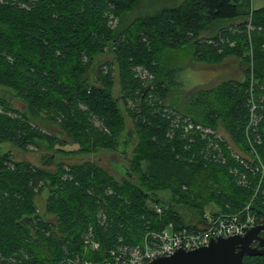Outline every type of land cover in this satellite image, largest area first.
I'll return each instance as SVG.
<instances>
[{"label": "trees", "instance_id": "trees-1", "mask_svg": "<svg viewBox=\"0 0 264 264\" xmlns=\"http://www.w3.org/2000/svg\"><path fill=\"white\" fill-rule=\"evenodd\" d=\"M142 1L0 0V84L16 89L27 107L0 98V143L50 149L58 139L46 132L53 124L77 147L72 152L130 155L120 177L91 161L52 172L0 156V264L102 262L171 223L196 227L206 214H237L248 205L264 225V187L257 192L248 164L230 158L226 142L219 152L214 140L175 123L223 122L236 143L247 145L251 71L264 91V7L184 0L132 17ZM226 58L247 64L242 81L178 91L175 99L171 89L182 71L199 59L215 65ZM136 67L148 69L152 81L138 78ZM252 128L264 144V111ZM52 158L45 161L55 164ZM47 185L54 222L37 220L34 206ZM90 240L98 250H86ZM244 264H264V257L246 256Z\"/></svg>", "mask_w": 264, "mask_h": 264}, {"label": "rangeland", "instance_id": "rangeland-1", "mask_svg": "<svg viewBox=\"0 0 264 264\" xmlns=\"http://www.w3.org/2000/svg\"><path fill=\"white\" fill-rule=\"evenodd\" d=\"M184 0H143L140 2L137 10L135 11L134 16L138 15H150L154 14L157 11L163 9V8H170V7H177L179 6ZM264 7V0H252V9L258 10L260 8ZM118 21L114 22V24L111 25L109 23V26L114 28L116 27ZM225 26H229L227 23L224 24ZM254 31H250L248 29L249 34V40L252 39V33ZM235 44H233L231 47H234ZM264 49V48H263ZM250 54L253 55L252 49H250ZM108 58H111L108 56ZM245 63V61L243 62ZM242 63V64H243ZM250 66L251 70H253V58L250 60ZM247 65V64H246ZM245 64L241 66V61L239 58H226L222 62L211 65L208 64L206 61H202L199 59V61L194 62L191 64V66L184 71H182L179 76L177 77L176 84L173 87V90H177V92H173L175 99L178 98V91H180L179 96H182L186 93V91L194 92L195 90L200 89H208L212 88L215 85L219 84L220 82L224 80H235V81H242L244 78V70L246 69ZM116 68V69H115ZM115 72L119 69L117 66H115ZM105 70L107 68L105 67ZM136 75L138 78H141L142 81H152L153 74L151 72L143 67H136L134 68ZM251 79H250V87L248 91V106L250 108V114L251 119L248 124V127L250 126L252 122L253 113L255 114V120L259 118V115L261 114V111H264V94H258V91L256 87L258 86V83H255L254 79V72L251 71ZM90 77H95V73L89 74ZM264 92V91H263ZM262 92V93H263ZM17 91L11 86H8L7 84H0V98L2 99H9L11 98L12 105H14L17 108H25L22 102L17 97ZM184 96V95H183ZM129 108L133 107V104L129 102ZM256 107V110L253 112V107ZM123 110L126 109V107L122 104ZM24 111L22 110V113ZM25 113V112H24ZM43 117V115H41ZM130 120H128L129 122ZM96 124L100 126L101 124L96 121ZM200 124V123H197ZM203 125V124H201ZM204 126V125H203ZM129 132L132 131V125L130 122L128 123ZM209 129L212 131L220 134L222 136L223 142L226 145V149L228 151V156L230 158H234L235 155L244 157L250 162L254 164H260L262 163L264 165V144H256V148L259 152L260 158L259 160L252 156L251 150L249 148V142H247V145L244 147L238 143L235 142V140L230 136L227 126L225 123L220 122L217 127L211 128L208 126ZM131 129V130H130ZM45 131V130H44ZM48 134L51 136H56L58 139L55 140V143H53L52 148L47 149L46 145H42L40 148L35 147H27L26 149L20 148L19 146L12 145L8 142H1L0 143V156H3L5 154H10V157L14 162H28L34 166H36L39 169L45 170V171H56L57 166H60L61 164H83L85 162L91 161L95 162L98 165L106 168L111 173L117 175L118 177L121 176V173L123 172L122 167H126L128 164V159L130 158V155L127 157L124 156L121 153L118 152H109L105 150H101L97 154H91V155H85V154H79L72 152L73 150H76L77 147L67 144L70 139L67 137L66 133H64L59 126L57 125H48V129L46 130ZM46 133V134H47ZM129 137V136H128ZM130 142L133 143L135 141V138H129ZM66 141V145L65 142ZM222 141L218 142L219 145L223 144ZM135 143V142H134ZM68 145V146H67ZM49 150V151H48ZM130 151V150H129ZM51 156L53 157V160L55 159V164H50V162L45 161V156ZM257 161H256V160ZM51 194V187L47 185L41 192L34 198V206L36 208V215L37 220L41 221H55L54 215L48 212L47 205H48V199ZM158 196L160 198H163L164 195L159 193ZM207 211H213L218 212L216 206H209L207 208ZM32 216V215H31ZM93 237V236H92ZM94 241V240H93ZM96 241V240H95ZM98 243V242H94ZM94 244H85L86 250L90 247H94ZM99 244V243H98ZM90 246V247H89ZM92 247V249H93ZM91 249V248H90ZM94 250V249H93ZM76 263H81L82 261H88L87 259H83L81 257H77L75 259Z\"/></svg>", "mask_w": 264, "mask_h": 264}, {"label": "built area", "instance_id": "built-area-1", "mask_svg": "<svg viewBox=\"0 0 264 264\" xmlns=\"http://www.w3.org/2000/svg\"><path fill=\"white\" fill-rule=\"evenodd\" d=\"M256 107H253V112ZM177 125H182L184 132L200 133L204 138H210L216 142L215 149L219 146L218 142L222 141L220 134L212 131L208 127L197 124L193 121L184 120L178 117L175 121ZM257 123V120H252L247 129L246 140L249 142V148L252 156L259 160L260 155L256 148V144H262L261 138H253L250 135L252 127ZM238 161L242 164H248L251 172H254V178L257 179L259 185L257 192L260 188L264 187V165L254 164L250 160L235 155ZM255 159V160H256ZM257 161V160H256ZM250 206L237 214H221L212 216L206 214L196 227H181L177 229L174 224L161 231H153L145 234L142 245L123 246L118 251H113L110 256L102 262L82 261L75 264H147L153 260L161 257L173 256L180 250L193 251L210 244L211 240L218 237L229 238L233 236H244L252 228L262 225L255 215L250 213ZM157 212L161 213V209L157 208ZM93 240L87 242L94 244ZM93 247V246H92ZM94 250L99 249V244L95 243Z\"/></svg>", "mask_w": 264, "mask_h": 264}, {"label": "water", "instance_id": "water-1", "mask_svg": "<svg viewBox=\"0 0 264 264\" xmlns=\"http://www.w3.org/2000/svg\"><path fill=\"white\" fill-rule=\"evenodd\" d=\"M130 135L129 138L133 139ZM263 233L264 225H259L244 236L214 238L206 247L193 251L180 250L173 256L157 258L147 264H244L246 256L264 257ZM255 242L257 246L253 247Z\"/></svg>", "mask_w": 264, "mask_h": 264}, {"label": "bare ground", "instance_id": "bare-ground-1", "mask_svg": "<svg viewBox=\"0 0 264 264\" xmlns=\"http://www.w3.org/2000/svg\"><path fill=\"white\" fill-rule=\"evenodd\" d=\"M264 110V109H263ZM255 114L253 113V117H252V120L254 119L255 120V116H254ZM216 150H218L219 152H223V148L221 147V145L220 146H218L217 148H216ZM259 185V183L257 184V186Z\"/></svg>", "mask_w": 264, "mask_h": 264}, {"label": "flooded vegetation", "instance_id": "flooded-vegetation-1", "mask_svg": "<svg viewBox=\"0 0 264 264\" xmlns=\"http://www.w3.org/2000/svg\"><path fill=\"white\" fill-rule=\"evenodd\" d=\"M262 236L264 237V233L262 234ZM257 246V242L253 243V247Z\"/></svg>", "mask_w": 264, "mask_h": 264}]
</instances>
